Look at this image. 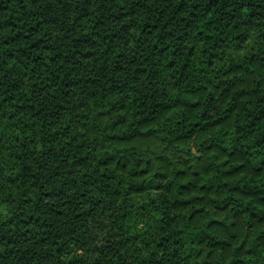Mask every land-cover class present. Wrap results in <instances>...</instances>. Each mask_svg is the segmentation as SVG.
I'll return each instance as SVG.
<instances>
[{"label":"trees","instance_id":"1","mask_svg":"<svg viewBox=\"0 0 264 264\" xmlns=\"http://www.w3.org/2000/svg\"><path fill=\"white\" fill-rule=\"evenodd\" d=\"M0 264H264V0H0Z\"/></svg>","mask_w":264,"mask_h":264}]
</instances>
